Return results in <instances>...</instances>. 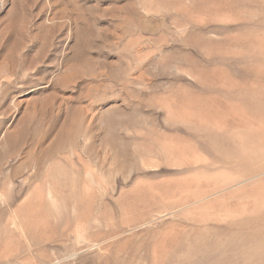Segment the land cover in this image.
<instances>
[{
    "label": "rangeland",
    "instance_id": "obj_1",
    "mask_svg": "<svg viewBox=\"0 0 264 264\" xmlns=\"http://www.w3.org/2000/svg\"><path fill=\"white\" fill-rule=\"evenodd\" d=\"M0 264H264V0H0Z\"/></svg>",
    "mask_w": 264,
    "mask_h": 264
},
{
    "label": "bare ground",
    "instance_id": "obj_2",
    "mask_svg": "<svg viewBox=\"0 0 264 264\" xmlns=\"http://www.w3.org/2000/svg\"><path fill=\"white\" fill-rule=\"evenodd\" d=\"M136 49V48H135ZM138 49V48H137ZM140 50V49H139ZM136 51V50H135ZM138 51V50H137ZM139 53V52H138ZM142 53V52H141ZM130 72V71H129ZM126 76L129 78H131V73L129 75L126 74ZM133 76V74H132ZM134 81V80H133ZM136 84L138 85H144L147 86L148 83L150 82L148 76H146L144 73H139L138 76L135 77V81ZM150 84V83H149ZM82 123V127H83V132L86 136H88V129L90 128V126L92 125L93 121L95 120V113L93 110L88 109L87 111H85V113L83 114V116L80 118ZM160 148V147H159ZM91 174V173H90ZM88 177V174H87ZM95 181V180H94ZM48 196V195H47ZM15 227L17 229V231L19 233H21V235H24V227L22 226V224H20L18 221H16L14 223Z\"/></svg>",
    "mask_w": 264,
    "mask_h": 264
}]
</instances>
